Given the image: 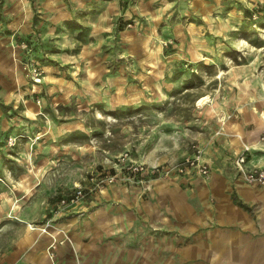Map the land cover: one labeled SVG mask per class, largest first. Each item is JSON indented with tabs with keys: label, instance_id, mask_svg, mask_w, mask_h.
I'll return each instance as SVG.
<instances>
[{
	"label": "rangeland",
	"instance_id": "374dc122",
	"mask_svg": "<svg viewBox=\"0 0 264 264\" xmlns=\"http://www.w3.org/2000/svg\"><path fill=\"white\" fill-rule=\"evenodd\" d=\"M67 1L72 16L63 23L47 20L46 10L36 3L31 21L37 44L30 55L26 50L31 40L19 44L24 49L26 43L21 59L30 80L22 84V90L30 86L43 107L34 117L25 114L23 103L15 105L7 115L10 124L0 115V203L14 197L6 194L14 185L32 181L36 169L45 165L39 161L49 156L57 167L47 169L48 181L52 176L62 180L82 171L83 178L104 187L117 166L131 173L130 180L134 178L136 171L129 167L132 163L143 164L169 181L176 171L165 170L180 160L175 157L184 158L198 148L210 156L226 151L221 131L229 120L228 110L236 107V101H244L238 95L242 80L260 86L264 96V0ZM46 32L52 35L44 42ZM67 35L75 39L73 52L93 43L98 51L91 56L101 53L93 58L95 68H89L91 73L96 71L100 59L108 64L110 75L99 77L100 84L109 85L108 76H116L118 84L125 77L134 83L135 92L144 90V96L113 107L92 101L81 91L66 101L47 95L50 91L45 80L50 69L76 80L75 68L57 60L61 49L57 45ZM160 60L166 62L165 67ZM139 63L149 74L157 67L165 68L162 86L149 87L138 73ZM43 92L48 99L45 105L38 95ZM10 104L0 100L4 109L11 110ZM16 192V201L21 202L18 213L6 211L1 220H16L28 213L44 215L45 193ZM41 223L37 225L56 221L45 216Z\"/></svg>",
	"mask_w": 264,
	"mask_h": 264
},
{
	"label": "crops",
	"instance_id": "0c3cea01",
	"mask_svg": "<svg viewBox=\"0 0 264 264\" xmlns=\"http://www.w3.org/2000/svg\"><path fill=\"white\" fill-rule=\"evenodd\" d=\"M36 3L46 10L47 20L63 23L72 16L67 0H2L0 100L6 105L11 103V110L0 106L5 124H10L7 115L17 104L23 103L25 114L34 117L43 107L30 86L26 90L21 87L30 80L22 68L25 43L24 49L19 44L31 40L26 50L29 55L37 44L31 21ZM51 35L46 32L43 41H50ZM75 45L73 37H62L57 45L61 48L57 60L62 66L70 64L75 68L77 81L60 77L50 69L45 80L50 91L47 95L66 101L81 91L92 101L100 100L113 107L144 96V90L135 92L134 83H128L125 77L118 84L116 76H108L109 85L100 84V78L109 74L108 64L100 59L96 71L91 73L89 68H95L97 62L93 58L101 53L91 56L98 51L93 43L76 53ZM160 62L165 67L166 62ZM138 65L136 68L141 69ZM165 71L157 67L154 74L143 69L138 73L149 87L159 88ZM240 83L238 95L244 101H236V107L228 110L229 120L221 131L226 151L210 156L205 150L203 155L212 169L209 179L191 169L186 174L176 172V176L165 181L146 169L136 171L130 180L131 173L117 166L114 178H109L104 187L96 180L92 184L83 178L82 171L62 180L52 176L54 179L48 181L47 169L57 166L53 156L42 158L39 162L45 165L36 169L32 181L14 185L11 192H6L14 197L0 203V217L6 211L18 213L21 202H16V189L26 194L45 193V213L20 214L16 220L0 219V264H56V260L60 264H264V185L248 183L233 159L248 144L252 147L250 163L264 165V96L260 86L255 88L246 80ZM38 95L47 104L46 93ZM227 153L230 158L223 157ZM78 185L84 186L86 196L72 206L60 207L61 198L69 197ZM56 191L61 192L57 197L53 196ZM56 210L59 214H55ZM45 216L56 221L49 227L52 232L38 228L42 225L37 222L43 224ZM54 240H65L57 249L56 260L49 251Z\"/></svg>",
	"mask_w": 264,
	"mask_h": 264
},
{
	"label": "built area",
	"instance_id": "2783aa9c",
	"mask_svg": "<svg viewBox=\"0 0 264 264\" xmlns=\"http://www.w3.org/2000/svg\"><path fill=\"white\" fill-rule=\"evenodd\" d=\"M26 45V43H25ZM34 72L36 75L40 76V71L38 67H34ZM37 81H40L41 78H36ZM39 101L41 99L39 98ZM251 145L245 144L242 150L237 154L234 162L235 166L237 167L240 175L245 178V180L250 184H256V185H264V165H254L250 163V151H251ZM129 167L131 169H134V171H144L146 170V167L143 164H136L132 163L129 164ZM194 169L197 170L200 174H202L206 179H209L212 175V169L210 167V164L206 162L203 158L202 149L198 148L196 152L193 154H188L184 158L178 160L175 162L172 166H169L165 173H170L171 171H176L181 174H186L189 172V170ZM157 170H153L155 172ZM114 176H111L110 179H113ZM87 194L86 189L83 185H78L75 189V191L69 196V197H63L60 201V207L63 206L64 208L72 206L79 202L82 198H84ZM52 226L51 223H47L46 226H44V230L46 228ZM65 240H59V241H53L49 245V251L51 254V257H53L56 260L57 257V249L60 245V243H64ZM56 264L58 261L56 260Z\"/></svg>",
	"mask_w": 264,
	"mask_h": 264
},
{
	"label": "bare ground",
	"instance_id": "6f19581e",
	"mask_svg": "<svg viewBox=\"0 0 264 264\" xmlns=\"http://www.w3.org/2000/svg\"><path fill=\"white\" fill-rule=\"evenodd\" d=\"M205 98H206V95L205 96H203V97H201V99H200V102L199 103H201V102H203L204 100H205ZM18 197V196H17ZM17 202V201H16ZM18 203V202H17ZM11 205V204H10ZM17 207V206H16ZM13 212H14V210H13ZM32 226V228H37V227H35V226H33V225H31ZM38 228H41V229H43L44 230V227H38ZM37 230V229H36ZM35 231V230H34ZM54 231V230H53ZM46 232H52L51 231V229L50 228H46ZM52 235V234H51Z\"/></svg>",
	"mask_w": 264,
	"mask_h": 264
}]
</instances>
